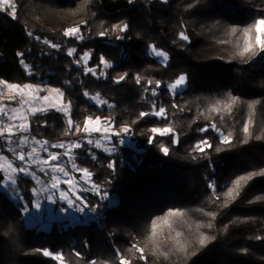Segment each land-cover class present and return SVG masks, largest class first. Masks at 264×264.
Returning a JSON list of instances; mask_svg holds the SVG:
<instances>
[{"label": "trees", "instance_id": "1", "mask_svg": "<svg viewBox=\"0 0 264 264\" xmlns=\"http://www.w3.org/2000/svg\"><path fill=\"white\" fill-rule=\"evenodd\" d=\"M15 3V19L8 11H0V80L59 88L73 120L69 131L61 113L38 112L29 116V131L16 135L49 144L80 142L83 146L75 150V162L89 170L101 195L85 192L88 221L31 224L25 213L35 208L32 190L36 180L19 176L15 190L0 188V264H120L118 253L132 264H145L134 248L129 251L133 244H147L148 264H264V175L243 181L232 198L225 195L241 175L264 172V52L256 44L255 30L250 33L255 55H239L244 46L243 29L264 17V0ZM124 23L129 26L127 32L112 31L113 25ZM73 27L80 28L82 41L63 35ZM232 27L238 29L235 35L230 33ZM100 32L107 35L101 38ZM181 32L189 37L187 41L179 39ZM117 35L126 38L117 40ZM150 46L164 51L167 62L156 59ZM70 48L77 49L71 57L67 55ZM85 52L91 54L87 63H77ZM101 55L112 68L100 64ZM88 68L97 75L86 74ZM102 69L104 76L99 74ZM121 75L125 79L116 83ZM180 75L186 76V85L174 97L167 86ZM156 82L161 87L153 97ZM85 92L106 103L98 107ZM228 97L237 99L230 114L209 111L216 101ZM153 104L167 110L166 120L140 117L141 112L152 111ZM89 116L111 120L117 129L128 125L134 147L121 145L117 137L113 154L87 145V135L76 132L75 126L82 129ZM249 121L250 135L246 136L243 126ZM213 123L219 132L231 134V143H221L218 132L210 129ZM169 125L178 143L171 134L149 131ZM204 127L210 130L201 132ZM202 139H208L212 147L203 146V153L193 151ZM6 143L0 137V153L8 156ZM161 144L169 148L168 155L160 150ZM217 147L222 150L217 152ZM109 162L115 163V171L107 167ZM3 175L0 172V186ZM169 210L185 211L186 215L171 230L163 229L160 248L169 253L165 260L151 254L147 237L150 222ZM209 212L215 219L206 215ZM177 231L182 233L179 239L186 253L177 251L170 238ZM201 235L209 237L204 246L199 244ZM38 249L48 250L52 256L46 257ZM61 253L63 261L53 258Z\"/></svg>", "mask_w": 264, "mask_h": 264}, {"label": "snow or ice", "instance_id": "2", "mask_svg": "<svg viewBox=\"0 0 264 264\" xmlns=\"http://www.w3.org/2000/svg\"><path fill=\"white\" fill-rule=\"evenodd\" d=\"M85 2H87V0H85ZM131 2V0H130ZM163 3H167V0H162ZM0 11H8L9 14L12 16V18H16V13H17V5L15 3V0H0ZM128 24L124 23L122 26L120 24H116L113 25L112 27V31L116 32L117 30L121 33L123 32H127L128 31ZM253 30L256 31V33L258 34L256 37V44L259 45L260 51L264 52V41L261 40L260 37V33H264V17L259 18L257 20L254 21L253 25L251 27H246L243 29V36H244V46L243 49L239 52V55L244 56L246 53H252L253 55H255V52H253V44L251 41V36L250 33L253 32ZM238 29L236 27H232L230 29V33L232 35H235L237 33ZM31 35V34H30ZM63 35L65 37H72L75 40L78 41H82L84 39L83 35H81L80 33V28L79 27H73V28H69L67 30L64 31ZM107 35V32H100L99 36L101 38H104ZM126 37L124 36H120L117 35L116 39L117 40H122L125 39ZM179 39L183 40V41H187L189 39V37L184 33L181 32L179 33ZM46 44H48V41H45ZM51 47L53 48H58L59 46L56 44H52ZM77 49L75 48H70L67 52L68 56H73L76 53ZM150 51L152 54H154L155 57L160 58L163 62H167L168 60V55L162 51V50H158L155 46H150ZM90 53L85 52L82 56H80L77 60V63H79V61H84L85 63L88 61V59L90 58ZM21 63H23V61H21ZM100 64L104 65L105 68H112L113 65L108 62L105 57L103 55L100 56ZM87 73H91V75L96 76L97 73L95 71V69L93 68H88L87 69ZM101 75H103V73H101ZM126 75V74H125ZM125 75H121L119 76V78L115 81L116 83H119L120 81L125 79ZM136 83L140 84V78L137 77L136 78ZM152 85V82L149 81L148 82V87L150 88ZM186 85V76L185 75H180L174 83L170 84L167 86L168 90L171 92V94L175 97L180 95L181 93L179 92V89L183 86ZM0 86H2V88L4 90H7V93H11L12 95L8 96V100L10 102L16 101V98L19 97V101L18 103L20 104L19 108H13L11 109V115L9 114L8 111H6L5 106L0 103V117H7L8 120H19L20 123L16 124H4L3 127H0V137H11L13 135L16 134V132H14V129L17 130L19 133H27L29 131V124L26 123L28 117L27 115L23 114L21 109L24 108L25 105H28L27 108V112L35 115L37 112L39 113H44L47 111L46 107H37L35 106V104L33 102H39V101H49L51 103V96L50 95H46L43 97H40L37 95L38 92L43 91L44 89L40 88L39 86L33 85V84H24V85H19V84H13V83H6L4 81H0ZM161 87L159 82H156L155 88L151 90V95L153 97L158 96V92L156 91V89H159ZM146 91L148 90V88L145 89ZM47 91L49 93H55L57 97L62 98L64 97V92H62L59 88H50L47 89ZM83 95L85 97H88L89 99H92V97L89 96V93L85 92L83 93ZM5 96V92L4 91H0V98H3ZM106 102L103 100H99L97 99V106L98 107H102ZM237 103V99L235 97H228L226 100H218L215 102V104L209 109L210 112L213 113H217L219 114L221 111H225L227 113H231V110L233 108V106ZM70 104V102H69ZM53 107H55V110L57 112H61L64 115L68 116V130L72 131L73 129V120L71 119V115L69 112V107L68 105L65 104H61V106L56 107L55 104H52ZM110 107V105H109ZM173 107H178L177 105H173ZM254 105H249V108H253ZM140 117H146V116H156L159 117L161 119H167V110L164 107H159L158 109L156 108L155 104H153V109L150 112H141ZM249 122H246L243 126V132L245 133V135H250L249 132ZM210 129L213 131H217L219 136L221 137V143L223 144H229L231 143L230 141V133L228 135H224L222 132H219V130L217 129L216 124H212L210 126ZM209 127H204L201 128L200 131L201 132H206L210 130ZM75 131L76 132H83L85 133L87 136L91 137V134L93 133H99L101 134L99 137H97L96 139H92V138H88L86 140L87 145H91L94 147H101V138H103L105 144H109L111 143V136H128L129 134H131L132 129L128 126V125H124L122 127H119L117 129V126L115 125V123L111 120L108 121H101V119L99 117H96L95 120L92 119L91 116L87 117L84 121V127L81 129L79 127V125L75 126ZM151 133L153 134H159L160 136H166L171 134L173 137V142L174 143H178L179 142V138L176 135L174 129L172 128L171 125L169 126H165V127H153L149 130ZM154 140V136L149 137L148 142L151 144L153 143ZM119 143H124V140H120L118 141ZM246 142V141H245ZM7 143L9 145L12 144H18L20 146L21 149H23V147L25 145H27L29 143L28 138L24 137L19 139L18 141H13L11 139L7 140ZM33 145H39L41 149H47L48 147L51 148H64L66 149L62 154H57V153H48L47 156L45 158H41L40 154L37 152V148L35 146L31 147V151H28L26 154L24 151H20L19 153H16V148L14 147H9L8 151L16 154V159L20 162L19 164H17L16 166H13V164L11 162L7 163V167L3 168L0 167V172H3V186L6 188H12L13 190H15V187L17 186L18 183V179H17V174H23L25 176H30L32 179L36 180L37 183H41V181L38 179L36 172L32 171V165L33 164H44V165H49V167L45 168V167H41L39 169V171L41 173H45V174H51V183L41 189H33V194L35 195H39L41 193H47L51 190H57L59 191V184H60V179L58 177L57 174H63L64 177L68 178L64 181V183H67L70 185V191L72 193V195L75 197V199L77 201H80L81 203H84V199L83 197L77 195V188L76 185L73 184L71 177L69 176V172L65 169L64 166L60 165V161L62 156L64 157H68L69 162L71 163V167L73 171H78L82 173V176L84 178H86L84 180L85 184H88L90 182L91 179V173L89 172V170L87 168H79L77 167V164L75 162L74 157L70 154V149L72 148H76L79 149L81 148L83 145L81 143H76V144H69V145H64V144H51L49 145L47 141H39V140H33L32 141ZM203 146H207L208 148H211L212 145L209 143L208 139H202L201 141L197 142L194 146H193V151H199L201 153L204 152V147ZM105 151L111 152L114 151V149H108L107 147H105L104 149ZM160 150L165 154L168 155L169 153V148L164 146L163 144L160 145ZM217 152L221 151L222 149L217 147L215 149ZM93 159H95V156L92 157ZM195 158V157H194ZM0 160H7L6 157L4 156H0ZM50 162H56L55 164H52ZM107 167L112 170L115 171V163L114 162H109L107 164ZM256 175H264V172H253L251 174L248 175H241L238 179H236L234 181V185L235 187H229L225 193L226 197L228 198H232L234 193H237V190L239 189L241 183L243 181H248L251 180L253 176ZM84 192L87 191H94L95 194L97 195H101L100 193V189L96 184H91V187H84L81 189ZM210 190L215 193V188L213 185H210ZM48 200L50 202L55 203V200H53L52 196H48L47 197ZM104 198L107 199V195L104 194ZM216 198L219 199V195L216 194ZM59 199L65 201L68 204V207H73V200L70 199L69 195L67 192L64 191H60V196ZM259 199V197H258ZM36 207H39V205L37 204ZM78 211H82L83 209L78 208ZM197 211H203L202 209H197ZM186 215L185 211H181V210H169L167 212L166 215L162 216V217H157L155 219H153L150 222V229H149V235L147 237V243H150L152 245V252L151 254L153 256H158V257H163L165 260L168 259V252L165 251H161L160 248V237H162L163 235V229L166 227L169 230H171L173 228V224L175 223L176 220H179L181 218H184ZM206 215L212 216L213 219H215V214L214 213H206ZM199 227V225H198ZM208 227H211V224L208 225ZM182 233L177 231L175 233V237H170L172 240H174L175 246H176V250L179 252H187V248L181 243L180 241V237H181ZM209 237L205 236V235H201L200 239H199V244L201 246H204L207 241H208ZM259 239V237H258ZM145 247H147V244L145 245ZM145 247H139L137 244H133L131 245L129 251H131L133 248L136 250V252H138L139 255V259L145 261V264H148L147 261V257L145 256ZM37 251L42 252V254L44 256H52V253H50L48 250H40L38 249ZM193 255L195 254L194 252L192 253ZM75 255L79 256V253H76ZM120 257V264H132L131 260H127L123 257V255H120L119 253L117 254ZM54 259H59L61 261H63V254H58L57 256H53ZM90 264H97L96 261H91Z\"/></svg>", "mask_w": 264, "mask_h": 264}, {"label": "rangeland", "instance_id": "3", "mask_svg": "<svg viewBox=\"0 0 264 264\" xmlns=\"http://www.w3.org/2000/svg\"><path fill=\"white\" fill-rule=\"evenodd\" d=\"M92 15L91 12L88 13V18H90V16ZM262 34V38L264 40V33H261ZM154 56V54H152ZM155 57V56H154ZM156 59H158L160 62H163L160 58H157L155 57ZM83 64H86L84 61H81ZM87 70V69H86ZM101 73H103V75H101ZM101 76H104V69L101 70V72L99 73ZM0 81H4L6 83H9L5 80H0ZM29 84V83H27ZM33 85H36V86H39L40 88L44 89L43 91H40L37 93L38 96L40 97H43V96H46V95H50L51 96V103L49 101H39V102H33L35 104V106L37 107H46L47 108V111L48 110H55V107L52 106V104H55L56 107H59L61 106V104H65V105H68L67 103H64L63 102V99L61 100V98L57 97L55 93H49L47 91V89H50V88H54V87H51L47 84H33ZM22 86V85H21ZM185 88V86L181 87L179 89V91L181 89ZM0 91H4L5 92V96L3 98H0V103H2L5 108H6V111L9 112V114L11 115V109L13 108H19L20 107V104L18 103L19 101V97L16 98V101H13V102H10L8 100V96L9 95H12L11 93H7V90H4L2 88V86H0ZM97 97H93L91 99L92 102L96 103L97 104ZM100 100V99H99ZM69 107V105H68ZM27 108H28V105H25L23 109H21L22 113L27 115L28 119H29V116H31L32 114L28 113L27 112ZM56 111V110H55ZM69 112H70V109H69ZM38 113V112H37ZM61 113V112H59ZM65 119L67 120L68 122V116L64 115L63 113H61ZM28 119L26 121V123H28ZM94 120V119H93ZM102 122L103 121H108L106 119H103L101 120ZM13 123H20L19 120H8L7 117H0V127H3L4 124H13ZM14 132L19 133L17 130L14 129ZM13 135L11 137H4L6 139V142L8 139H11L13 141H18L19 139L21 138H24V137H27L28 138V141L29 143L27 145H25L23 147V149L20 148V146L18 144H12V145H9L8 143H6V151L8 153V156L4 155V154H1L0 153V156H4L7 158V160H0V167H3V168H6L7 167V163L8 162H11L13 164V166H16L17 164H19L20 162L16 159V154L8 151V148L9 147H14L16 148V153H19L20 151H24L25 154L28 152V151H31V147L35 146L37 148V152L40 154L41 158H45L47 156L48 153H57V154H62L66 149L64 148H51V147H48L47 149H41L39 145H33L32 144V141L33 140H36L34 138H31V137H28V136H21V137H18V135ZM23 134V133H21ZM101 134L99 133H93L91 134V137L87 136L84 140L86 141L88 138H92V139H96L97 137H99ZM117 137V136H111L110 139H111V143L109 144H105L103 138H101V147L97 148L107 154H113L114 151H115V148H114V145H113V140L114 138ZM118 140H124L125 142L124 143H120L121 145H125V146H128V147H134V144L131 140V137L128 135V136H123V137H117ZM42 141H46V140H42ZM78 142H75V141H72V142H69V143H63L64 145H69V144H76ZM80 143V142H79ZM49 144V143H48ZM51 145V144H49ZM94 147V146H93ZM105 147H107L108 149H114V151H111V152H108V151H105ZM76 148H72L70 149V154L74 157V152H75ZM52 164H55L56 162H50ZM61 166H64L65 169L69 172V176L71 177L72 179V182L74 185H76V188H77V195L83 197L84 199V194L85 192L82 191L81 189L84 188V187H91V179H90V182L88 184H85L84 183V180L86 178H84L82 176V173L81 172H78V171H73L72 170V167H71V163L69 162V159L68 157H64L62 156L61 158V161L59 162ZM41 167H49V165H44L42 163L40 164H33L32 165V171H35L36 172V175L38 177V179L41 181V183H37L36 181V188L35 189H41L47 185H49L51 183V174H45V173H41L39 171V169ZM59 179H60V184H59V191L57 190H51L47 193H41L39 195H35V208L32 212L30 213H25L26 214V219L29 223L31 224H36V223H43L44 220H47V221H50V220H67L68 222L70 223H75L77 221H81V220H84V221H88L89 219H91V216H90V213L89 211L86 209V204L85 202L84 203H81L80 201H77L75 199V197L72 195L71 191L69 190L70 189V185L67 184V183H64V181L68 178L64 177L63 174H57ZM19 176H25L23 174H17V178ZM30 177V176H29ZM4 184V183H3ZM3 184L0 186L1 189H6V187L3 186ZM60 191H64V192H67L70 199L73 200V207H68V204L59 199V196H60ZM87 192H94V191H87ZM48 196H52L53 197V200H55V203L53 202H50L48 200ZM39 205V207H36V205ZM78 208H81L83 209L82 211H78L77 209Z\"/></svg>", "mask_w": 264, "mask_h": 264}]
</instances>
